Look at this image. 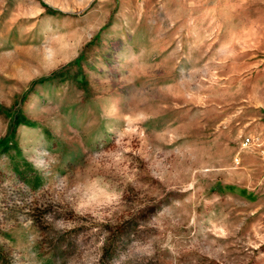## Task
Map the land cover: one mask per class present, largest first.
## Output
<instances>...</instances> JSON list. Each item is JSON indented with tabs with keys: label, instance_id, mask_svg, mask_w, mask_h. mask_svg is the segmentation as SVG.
<instances>
[{
	"label": "rangeland",
	"instance_id": "obj_1",
	"mask_svg": "<svg viewBox=\"0 0 264 264\" xmlns=\"http://www.w3.org/2000/svg\"><path fill=\"white\" fill-rule=\"evenodd\" d=\"M0 264H264V0H0Z\"/></svg>",
	"mask_w": 264,
	"mask_h": 264
}]
</instances>
